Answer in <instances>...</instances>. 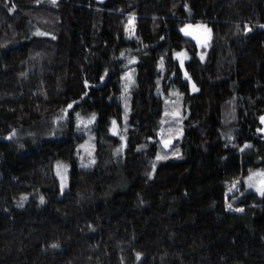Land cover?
I'll return each mask as SVG.
<instances>
[{
  "label": "trees",
  "instance_id": "trees-1",
  "mask_svg": "<svg viewBox=\"0 0 264 264\" xmlns=\"http://www.w3.org/2000/svg\"><path fill=\"white\" fill-rule=\"evenodd\" d=\"M263 119L264 0H0V264H264Z\"/></svg>",
  "mask_w": 264,
  "mask_h": 264
},
{
  "label": "rangeland",
  "instance_id": "rangeland-1",
  "mask_svg": "<svg viewBox=\"0 0 264 264\" xmlns=\"http://www.w3.org/2000/svg\"><path fill=\"white\" fill-rule=\"evenodd\" d=\"M203 30V29H200ZM176 58L180 62V65L184 69V78L190 82V87L193 92L198 90V87L189 76L185 69V62L189 59L186 52H177ZM113 129L118 130L117 123H114ZM262 132L264 133V119ZM243 169L241 162L235 167L227 171L226 177L231 181V189L227 193V208L232 211L242 212L244 206L235 207L233 204L238 201V195L242 191L245 192H256L260 195L264 194V170L252 171L243 180L242 178ZM56 175L59 180L60 195H63L69 189V167L64 162H57L56 164ZM238 209H242L239 211Z\"/></svg>",
  "mask_w": 264,
  "mask_h": 264
},
{
  "label": "water",
  "instance_id": "water-1",
  "mask_svg": "<svg viewBox=\"0 0 264 264\" xmlns=\"http://www.w3.org/2000/svg\"><path fill=\"white\" fill-rule=\"evenodd\" d=\"M186 38L194 41L197 46L205 48L211 40V33L209 31L199 30L194 27H187L183 30Z\"/></svg>",
  "mask_w": 264,
  "mask_h": 264
},
{
  "label": "snow or ice",
  "instance_id": "snow-or-ice-1",
  "mask_svg": "<svg viewBox=\"0 0 264 264\" xmlns=\"http://www.w3.org/2000/svg\"><path fill=\"white\" fill-rule=\"evenodd\" d=\"M53 3H55V0H53ZM41 202H43V200L41 201ZM239 211H242V209H238Z\"/></svg>",
  "mask_w": 264,
  "mask_h": 264
}]
</instances>
